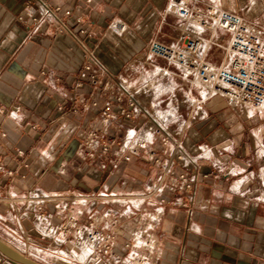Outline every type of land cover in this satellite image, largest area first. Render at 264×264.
<instances>
[{
    "label": "crops",
    "instance_id": "crops-1",
    "mask_svg": "<svg viewBox=\"0 0 264 264\" xmlns=\"http://www.w3.org/2000/svg\"><path fill=\"white\" fill-rule=\"evenodd\" d=\"M198 1L216 4L264 27V0ZM167 3L0 0V161L13 172L11 177L0 174L4 197L0 241L11 249L20 253L28 244L46 242L32 228L33 214L25 217V204L17 201L31 190L58 194L114 186L138 190L155 173L135 159L114 175L94 167L83 173H59L62 163H79L81 126L91 118L98 123L99 112L70 110L74 97L70 86L87 61L84 48L70 34L54 33L46 24L33 31L28 13L38 16L40 4L67 9L71 13L66 25L73 30L75 18H81L80 27L91 34L85 43L96 60L110 74L136 86L151 74L149 66L138 63L149 42L168 43L177 35L170 24L177 16L167 11ZM118 21L124 29L116 34L110 26ZM206 37L211 41L206 60L220 64L224 51L219 45L225 46L229 35L217 30ZM154 62L166 66L162 60ZM203 108L205 117L190 126L182 140L190 155H197L201 146L207 150L198 160L194 199L188 209L168 205L155 231L156 264H264V118L239 113L221 98L208 100ZM155 147L160 149L158 144ZM47 208L52 210V205ZM122 228L129 233L130 220Z\"/></svg>",
    "mask_w": 264,
    "mask_h": 264
},
{
    "label": "built area",
    "instance_id": "built-area-1",
    "mask_svg": "<svg viewBox=\"0 0 264 264\" xmlns=\"http://www.w3.org/2000/svg\"><path fill=\"white\" fill-rule=\"evenodd\" d=\"M167 11L177 16L170 22L177 35L168 43L149 42L138 63L149 66L151 74L136 86L110 74L96 60L85 43L91 34L80 27L81 18H75L73 30L66 25L71 13L67 9L40 4L38 16L28 13L33 31L46 24L54 33L70 34L84 48L87 61L70 86L74 94L70 110L99 112L98 123L91 118L81 126L79 163L64 162L59 173H83L94 167L114 175L134 159L155 173L138 190L117 186L70 194L31 190L17 201L25 204V217L33 214L32 228L46 242L28 244L19 251L23 256L40 264H156L155 231L168 205L188 209L194 199L198 160L207 150L201 146L197 155H190L182 140L186 130L205 117L204 104L221 98L239 113L264 118V27L198 0H168ZM110 29L119 34L124 25L118 21ZM217 30L229 39L219 45L224 55L216 65L206 60L211 43L206 34L213 36ZM2 173L13 175L0 161ZM125 220L133 223L129 233L122 228Z\"/></svg>",
    "mask_w": 264,
    "mask_h": 264
},
{
    "label": "water",
    "instance_id": "water-1",
    "mask_svg": "<svg viewBox=\"0 0 264 264\" xmlns=\"http://www.w3.org/2000/svg\"><path fill=\"white\" fill-rule=\"evenodd\" d=\"M133 226V223L130 221ZM7 261L10 264H40L28 257L23 256L0 241V264Z\"/></svg>",
    "mask_w": 264,
    "mask_h": 264
},
{
    "label": "bare ground",
    "instance_id": "bare-ground-1",
    "mask_svg": "<svg viewBox=\"0 0 264 264\" xmlns=\"http://www.w3.org/2000/svg\"><path fill=\"white\" fill-rule=\"evenodd\" d=\"M55 264H61L60 262H58V261H55Z\"/></svg>",
    "mask_w": 264,
    "mask_h": 264
}]
</instances>
